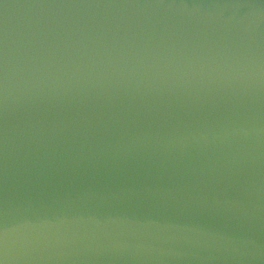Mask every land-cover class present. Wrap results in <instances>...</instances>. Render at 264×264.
Here are the masks:
<instances>
[{"label":"water","instance_id":"1","mask_svg":"<svg viewBox=\"0 0 264 264\" xmlns=\"http://www.w3.org/2000/svg\"><path fill=\"white\" fill-rule=\"evenodd\" d=\"M0 264H264V0H0Z\"/></svg>","mask_w":264,"mask_h":264}]
</instances>
